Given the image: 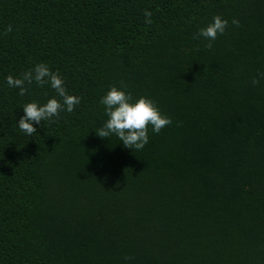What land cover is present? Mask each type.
Here are the masks:
<instances>
[{"label": "trees", "instance_id": "16d2710c", "mask_svg": "<svg viewBox=\"0 0 264 264\" xmlns=\"http://www.w3.org/2000/svg\"><path fill=\"white\" fill-rule=\"evenodd\" d=\"M38 63L81 100L29 136ZM261 73L264 0H0V264H264ZM121 82L172 120L134 152L95 132Z\"/></svg>", "mask_w": 264, "mask_h": 264}, {"label": "clouds", "instance_id": "9594fccd", "mask_svg": "<svg viewBox=\"0 0 264 264\" xmlns=\"http://www.w3.org/2000/svg\"><path fill=\"white\" fill-rule=\"evenodd\" d=\"M151 15V12L145 11L146 23H151ZM232 24L240 26L239 20L235 18H233ZM227 27L228 20L216 15L212 22L200 28L193 38H205L209 41L206 48L211 50L212 41H215L219 35H223ZM11 31L12 27L9 25L5 34ZM260 79H264V73H261L259 78H253V86L258 85ZM6 80L10 87L19 89L20 96H24L28 91L25 85H31L33 81L41 87L46 84L50 85L56 93V97L48 99L42 105L33 101L23 106L24 115L19 119L18 127L29 136L37 132L33 126L34 123L54 122L53 118L58 120L62 111L72 112L81 100L78 96L68 94L63 78L59 73L51 71L45 63L36 64L33 69L25 71L18 78L8 75ZM126 88L127 85L121 82L120 89L112 86L102 97L100 102L105 106L107 120L95 132L99 137L105 139L112 135L117 136L125 148L132 149L134 152V150H142L148 144L149 127L158 134L163 128L169 126L172 120L164 115L156 102L149 97L141 96L133 101L131 94L122 90ZM124 259L130 260L132 257L125 256Z\"/></svg>", "mask_w": 264, "mask_h": 264}]
</instances>
